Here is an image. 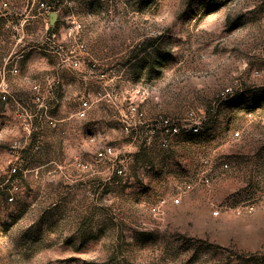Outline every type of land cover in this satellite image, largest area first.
Returning <instances> with one entry per match:
<instances>
[{
  "label": "rangeland",
  "instance_id": "obj_1",
  "mask_svg": "<svg viewBox=\"0 0 264 264\" xmlns=\"http://www.w3.org/2000/svg\"><path fill=\"white\" fill-rule=\"evenodd\" d=\"M48 4L0 22V264H264V0ZM69 13L78 68L41 43Z\"/></svg>",
  "mask_w": 264,
  "mask_h": 264
},
{
  "label": "built area",
  "instance_id": "obj_2",
  "mask_svg": "<svg viewBox=\"0 0 264 264\" xmlns=\"http://www.w3.org/2000/svg\"><path fill=\"white\" fill-rule=\"evenodd\" d=\"M30 3V9L29 11H25L20 13L21 16L19 17L18 21H17V25L19 27H22L24 24L29 22V19L32 18V15L30 14V10L35 6L37 11H38V15L39 16H49V12H50V6L48 4V0H28ZM11 0H0V14H4L5 16L8 14H11V12H7L10 6ZM67 4H71L70 1L66 2ZM46 25H48V21L46 19L45 21ZM6 26L9 27H13L15 26L14 24H12L11 21L6 23ZM84 25L82 22H80L75 14L73 13H69L65 16V23L64 26L62 28V37L64 39V41L66 43H69V47L66 48V50H63V46L62 44H60L59 42H57L56 40V34L53 32L51 33L50 37L49 34L46 35L45 40H43L41 43L42 45H46L47 48H49L50 50H53L54 52H56L58 55H61L62 53V61L63 63H67L72 67L78 68L81 64H82V58L83 56H85L87 54V46L86 44L82 41L81 39V33L83 31ZM51 31V30H50ZM20 40V39H19ZM18 40V41H19ZM7 60V64H10L13 62V58H11V56H9L8 58H6ZM14 66V65H13ZM10 72L15 73L17 72L16 67H13ZM1 83H0V92H5L3 90V88L1 87ZM33 91L35 92L36 99L39 100L40 99V90H39V86L38 85H34L32 87ZM2 98L4 99L5 96H2ZM89 108V103L86 100H83L80 102V109L77 112V116L78 117H84L87 110ZM129 112L132 114V116H142V113L139 112L138 107L134 104H130L129 106ZM48 124L51 126H55L56 123L52 118H48ZM160 124L163 128H165L166 132H169L170 134H174L177 132V128L175 126H172L167 119H161L160 118ZM191 127V130L193 132H198L199 130V125L194 123ZM125 130L128 131L129 130V124H127L125 126ZM166 144V140L163 139V145ZM12 172L16 171V168H12L11 169ZM116 172L118 174L122 173V169H117ZM8 201H13V197L9 196ZM178 199H175V203H178ZM216 213V212H215Z\"/></svg>",
  "mask_w": 264,
  "mask_h": 264
},
{
  "label": "crops",
  "instance_id": "obj_3",
  "mask_svg": "<svg viewBox=\"0 0 264 264\" xmlns=\"http://www.w3.org/2000/svg\"><path fill=\"white\" fill-rule=\"evenodd\" d=\"M21 16V14H8V15H4V14H0V22H3V25H5L6 26V23L7 22H9V21H12V18L13 17H18V18H16L17 19V21H18V19H19V17ZM34 17H38L41 21H43V22H45L46 21V19L48 20V16L46 17V16H39L38 14L36 15V16H32V18H34ZM31 18V19H32ZM67 65L68 66H70L69 64H67V63H64V64H60V65H58V66H60V67H67ZM6 67H7V60L5 59V58H3V63H2V65H1V68L0 69H4V71H3V74H2V76H0V83H1V87L3 88V90L5 91L4 93L3 92H0V94H6L7 93V90L9 89V86H8V84H7V81H6V76H5V69H6ZM11 67V66H10ZM8 71H10V69H8ZM12 73V72H11ZM44 84L47 86V87H49V88H51L53 85H55L56 83H57V80H56V78L54 77V76H46L45 77V79H44ZM41 82L40 81H38V82H34L33 83V85H32V87L34 86V85H38L39 86V89L41 88ZM32 87H31V90H32V94H35V92L33 91V89H32ZM8 92H9V90H8ZM53 97V96H52ZM53 99V98H52ZM55 102H57L58 103V100H56L55 99ZM51 108H52V106H51ZM47 110H48V108H46ZM79 109H80V105H79V108H77V112L79 111ZM75 111V113H76V115H77V112ZM21 112L22 113H24V114H28V113H31V111H28L27 110V107L25 106H21ZM38 112H40L39 114H40V116L42 117V112L40 111V109H38ZM44 113H46V111L44 112ZM49 113H51V109L50 110H48V114ZM54 121H55V123H57V120H55V119H53ZM46 122H47V124H48V119H46Z\"/></svg>",
  "mask_w": 264,
  "mask_h": 264
},
{
  "label": "water",
  "instance_id": "obj_4",
  "mask_svg": "<svg viewBox=\"0 0 264 264\" xmlns=\"http://www.w3.org/2000/svg\"><path fill=\"white\" fill-rule=\"evenodd\" d=\"M55 17H56V14H54V13H51L50 14V20H49L50 24L53 22V20L55 19Z\"/></svg>",
  "mask_w": 264,
  "mask_h": 264
}]
</instances>
